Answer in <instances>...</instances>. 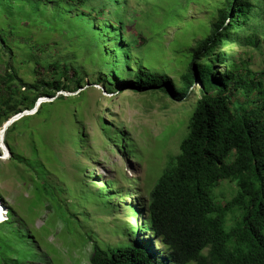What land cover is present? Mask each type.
<instances>
[{
	"label": "rangeland",
	"instance_id": "obj_1",
	"mask_svg": "<svg viewBox=\"0 0 264 264\" xmlns=\"http://www.w3.org/2000/svg\"><path fill=\"white\" fill-rule=\"evenodd\" d=\"M28 3L2 32V36L19 39L12 53L8 49L1 53V69L9 63L17 71L21 91L26 92L27 85L36 80L35 66L44 73L48 61L67 63L85 76L84 83L73 92L57 95H85L80 102L74 99L68 107L52 109L48 121L34 114L41 103L51 99L39 98L31 110L22 108V117L31 118L19 123L13 144L31 165L10 159V151L0 147V224L7 220L9 209L16 221L28 220L25 248L36 253V264H91L95 246L109 251L129 247L136 240L159 245L144 229L141 205L145 191L179 153L198 101V88L187 100L177 102L159 93H135L127 81L139 62L178 80L194 47L209 34L222 7L220 0H89L87 10L107 7L103 23L96 27L65 14L59 6L46 11L34 0ZM106 19L123 36L107 31L110 23ZM169 23L162 33L163 25ZM144 35L151 38L142 46ZM229 48L234 57L243 53L238 45L223 46L224 51ZM248 50L258 79L264 73L263 37L259 49ZM114 74L119 77L110 91L108 79ZM236 100L243 103L245 98ZM116 132L125 137L119 139ZM35 147L39 164L32 159ZM236 193L230 181L221 182L215 191L223 202ZM231 220L229 216V224ZM16 226L21 225L17 222ZM21 253L14 254L9 264L20 260L24 250Z\"/></svg>",
	"mask_w": 264,
	"mask_h": 264
},
{
	"label": "trees",
	"instance_id": "obj_2",
	"mask_svg": "<svg viewBox=\"0 0 264 264\" xmlns=\"http://www.w3.org/2000/svg\"><path fill=\"white\" fill-rule=\"evenodd\" d=\"M30 1L0 0V130L23 107L34 109L39 98H54L41 103L34 114L48 121L52 109L68 107L74 99L80 102L85 95H57L62 91L73 92L84 83L85 76L67 63L48 61L44 73L35 66L36 80L27 85L26 92L21 91L17 71L9 63L1 69V53L6 49L12 53L13 44L19 39L2 36V32L9 29L20 7L24 9ZM88 1L34 0V3L46 11L59 6L65 14H74L96 27L103 23L107 7L87 10ZM220 3L222 7L209 34L194 47L188 66L177 75L178 80L139 62L127 81V87L135 93H159L177 102L187 100L198 88V101L179 153L169 159L156 183L145 191L141 205L146 216L144 229L159 240V245L136 240L129 247L109 251L95 246L91 264H264V73L256 79L248 50L259 49L262 37L264 40V5L263 0H220ZM120 20L123 23L122 17ZM104 22L110 23L108 19ZM171 24L163 25L162 33ZM107 31L118 38L123 36L113 23ZM144 36L142 46L151 38ZM133 38L136 40L135 35ZM224 45H238L243 53L234 57L230 48L223 50ZM118 77L114 74L108 79L110 91ZM238 97L245 98V103L235 101ZM44 110L47 111L42 113ZM30 118L24 116L15 121L4 138L10 159L28 166L30 159L15 149L13 141L20 132L19 123ZM33 133L34 130L29 132ZM116 135L119 139L125 137L119 132ZM80 138L83 139L81 134ZM37 152L35 147L32 159L39 164ZM223 181L237 187L236 195L225 202L215 194ZM108 183L112 185L113 181ZM8 214L7 220L0 224V264H9L14 254L21 256L22 250L25 253L15 264H36L33 262L36 253L25 248L30 233L28 220L16 221L10 209Z\"/></svg>",
	"mask_w": 264,
	"mask_h": 264
},
{
	"label": "water",
	"instance_id": "obj_3",
	"mask_svg": "<svg viewBox=\"0 0 264 264\" xmlns=\"http://www.w3.org/2000/svg\"><path fill=\"white\" fill-rule=\"evenodd\" d=\"M48 99H50V98H48ZM53 100H54V98L51 99V101H53ZM24 115H25V114H24ZM22 116H23V114H18V115H16V116L12 117L9 121H7V122L3 125L2 129L0 130V147H1V150H2V151H5L4 148H2L1 143L4 142V138H5L6 131L8 130V128H9V127H10L15 121L21 119Z\"/></svg>",
	"mask_w": 264,
	"mask_h": 264
},
{
	"label": "bare ground",
	"instance_id": "obj_4",
	"mask_svg": "<svg viewBox=\"0 0 264 264\" xmlns=\"http://www.w3.org/2000/svg\"><path fill=\"white\" fill-rule=\"evenodd\" d=\"M34 111H35V110H34ZM1 144H2V143H1ZM2 147L5 148L6 153H9V149H7V146L5 147L4 145H2Z\"/></svg>",
	"mask_w": 264,
	"mask_h": 264
},
{
	"label": "built area",
	"instance_id": "obj_5",
	"mask_svg": "<svg viewBox=\"0 0 264 264\" xmlns=\"http://www.w3.org/2000/svg\"><path fill=\"white\" fill-rule=\"evenodd\" d=\"M263 90H264V83H263ZM8 218V217H7Z\"/></svg>",
	"mask_w": 264,
	"mask_h": 264
}]
</instances>
